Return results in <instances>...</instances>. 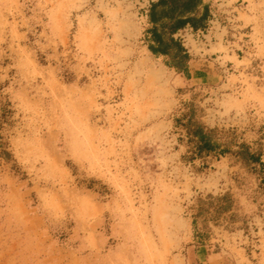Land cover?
<instances>
[{
    "label": "rangeland",
    "instance_id": "rangeland-1",
    "mask_svg": "<svg viewBox=\"0 0 264 264\" xmlns=\"http://www.w3.org/2000/svg\"><path fill=\"white\" fill-rule=\"evenodd\" d=\"M250 1L251 48L222 58L247 72L197 86L146 49L145 1L0 0V264H198L197 243L264 264V0Z\"/></svg>",
    "mask_w": 264,
    "mask_h": 264
},
{
    "label": "crops",
    "instance_id": "crops-1",
    "mask_svg": "<svg viewBox=\"0 0 264 264\" xmlns=\"http://www.w3.org/2000/svg\"><path fill=\"white\" fill-rule=\"evenodd\" d=\"M139 1H145L148 4V1L151 0ZM201 1L207 11L203 24L197 26L195 29L186 26L174 34V36L180 39L182 45L184 36H190L198 47V51H190L183 45L189 55L186 72L185 74L177 72L184 84H195L197 86L205 83L207 84L213 78L215 79L216 77L220 76V73L224 72V69L232 68L235 70L237 75L240 73V71H244V65L235 66L232 59L226 58L222 60V58H224L223 56L226 54L227 56L235 57L237 60H240L238 59L239 53H247V51L251 48L249 38L250 33L246 32V28H251V25L249 22L245 23L244 19L239 17L240 13H244L246 17H250V14L247 12L248 6L251 2L250 0ZM211 14L218 15L220 19L228 14H232L233 17L231 23H228L224 26L218 24L217 21L212 22L211 26H209L208 21L210 20ZM144 20L146 22V18H144ZM207 27L208 32L203 34L202 39L196 41L194 36L198 35L200 31L202 32L207 29ZM218 38L220 39V43L224 49H215L212 51V47L217 48L216 44ZM211 151L206 153L209 154ZM258 160L260 161V159ZM259 207V213L261 216H264L262 205H259ZM254 215L258 216V214ZM191 223L194 225L195 221L191 220ZM196 229L199 230L198 227H196ZM197 230L194 231V238H197V235H202V233H198ZM198 239L200 241V238ZM187 250L188 256L198 264L230 263V259L228 258L227 254L222 253L223 251H212L211 247L204 243H197L194 246H188Z\"/></svg>",
    "mask_w": 264,
    "mask_h": 264
},
{
    "label": "trees",
    "instance_id": "trees-1",
    "mask_svg": "<svg viewBox=\"0 0 264 264\" xmlns=\"http://www.w3.org/2000/svg\"><path fill=\"white\" fill-rule=\"evenodd\" d=\"M206 12L201 0L149 1L144 12L147 27L144 29L143 41L146 49L154 56H162L167 67L185 74L189 55L174 34L186 26L195 29L202 25ZM186 133L193 142L194 154L211 151L216 146L210 131L199 124L186 128ZM239 155L249 160H258V156L246 149L239 152Z\"/></svg>",
    "mask_w": 264,
    "mask_h": 264
},
{
    "label": "built area",
    "instance_id": "built-area-1",
    "mask_svg": "<svg viewBox=\"0 0 264 264\" xmlns=\"http://www.w3.org/2000/svg\"><path fill=\"white\" fill-rule=\"evenodd\" d=\"M232 17H233L232 14H228V15H225L223 18L220 19L218 17V15L211 14L210 20L208 21V25L211 26L212 22L217 21L218 24H220L221 26H224V25H226L228 23H231ZM207 32H208V27L204 31H202V32L200 31L198 33V35L194 36V39L196 41H199L200 39L203 38V34H205Z\"/></svg>",
    "mask_w": 264,
    "mask_h": 264
}]
</instances>
